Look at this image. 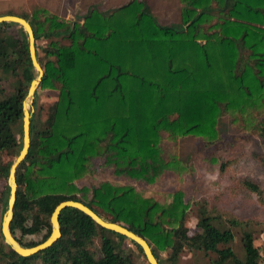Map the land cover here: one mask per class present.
Wrapping results in <instances>:
<instances>
[{
    "label": "trees",
    "instance_id": "obj_1",
    "mask_svg": "<svg viewBox=\"0 0 264 264\" xmlns=\"http://www.w3.org/2000/svg\"><path fill=\"white\" fill-rule=\"evenodd\" d=\"M179 3L178 30L158 24L144 0L108 12L89 8L78 23L40 8L29 16L5 14L24 19L32 30L42 69L34 97L39 89L57 92L44 129H35L30 117L29 147L15 170L9 232L21 247L43 242L52 210L71 200L142 238L158 264H175L172 256L185 251L213 255L209 264H264L247 224L206 201L197 203L196 231L188 234L180 192L163 205L128 185L75 186L95 160L113 176L153 184L178 168L174 158L161 156L162 133L210 145L224 115L247 127L258 115L255 131L264 146V0ZM3 75L14 85L10 92L0 86L1 212L8 170L21 148L22 102L36 75L24 31L9 22L0 23V80ZM256 159L264 164L263 157ZM226 166L220 164V174ZM232 182L264 209V187L248 177ZM58 225L60 238L28 257L12 252L0 234V264H133L121 246L126 241L141 253L74 208L60 211ZM236 233L240 257L231 248ZM34 235H40L36 242L21 240ZM161 253H167L164 260Z\"/></svg>",
    "mask_w": 264,
    "mask_h": 264
},
{
    "label": "rangeland",
    "instance_id": "obj_2",
    "mask_svg": "<svg viewBox=\"0 0 264 264\" xmlns=\"http://www.w3.org/2000/svg\"><path fill=\"white\" fill-rule=\"evenodd\" d=\"M123 3L125 2L117 3L116 0H0V16L5 14L29 16L32 11L40 8L59 19L78 23L90 6L108 12ZM152 9L160 14L161 7L158 3L152 6ZM177 10L178 7L163 11L164 15L171 16L170 23H163L164 26L176 30L182 27ZM149 11L153 13L151 9ZM156 15L155 18L161 24ZM60 42L66 44V41ZM13 85L14 79L3 75L0 86L4 91H12ZM56 101V90L48 89H39L35 97L33 94L31 102L28 98L24 99L25 108L30 112L35 129L45 128L46 121L53 116ZM254 116L257 117V121L251 127H247L246 122H232L228 115L222 116L217 123L218 139L210 145L197 137L170 139L162 133L159 142L161 156L165 161L174 158L178 161V168L174 172L160 176L153 184L113 176L109 169L99 166V160H95L94 168H90L83 178L77 180L75 186L78 188L97 186L102 182L119 186L128 185L141 196L152 198L163 205L170 203L173 193L180 192L182 202L188 207L184 220L188 234L196 231L197 203L206 201L208 208L245 222L247 229L254 235V243L261 248L264 257V209L258 204L255 196L235 191L232 182L239 177H248L264 187V164L256 159L257 156L264 158V146L255 131L259 116L256 114ZM221 163L227 164L222 174L219 173ZM3 213L0 209V223ZM15 236L20 238L18 233ZM39 239L40 235L21 238L22 242H36ZM121 246L133 264H147L143 255L127 241L122 242ZM231 248L237 256H241L238 233ZM212 256L210 254L204 256L198 251H185L172 257L176 259L175 264H209ZM166 257L167 253L159 254L161 260Z\"/></svg>",
    "mask_w": 264,
    "mask_h": 264
},
{
    "label": "water",
    "instance_id": "obj_3",
    "mask_svg": "<svg viewBox=\"0 0 264 264\" xmlns=\"http://www.w3.org/2000/svg\"><path fill=\"white\" fill-rule=\"evenodd\" d=\"M9 22L19 25L25 33L26 41H27V50L28 57L31 63L33 70L35 71V78L30 82L27 94L25 98L29 99L31 102L33 98L34 91L38 86L41 76L42 69L39 66L37 59L35 57L34 50V38L32 30L27 21L22 18L11 16V15H3L0 16V23ZM22 119H21V148L12 161L7 175L6 185L8 187V197L6 202V208L3 213L1 223H0V234L3 240V243L8 246V248L14 252L16 255L20 257H28L30 255H34L36 253L42 252L45 249L49 248L60 238V230L58 225V216L61 210L65 208H74L88 218H90L97 226L100 228L106 229L110 232L116 233L136 244L146 261L147 264H158L157 260L154 258L151 249L147 245V243L140 237L136 236L132 232L126 230L125 228L116 225L111 222H107L100 217H98L95 213L89 210L87 207L82 205L79 202H74L71 200H66L58 203L54 209L52 210L49 217V225H50V233L48 237L33 247L23 248L21 247L11 236L9 232V223L12 218V209L15 202V192H16V183H15V170L19 163L25 157L28 147H29V120H30V112L25 108L24 101L22 102Z\"/></svg>",
    "mask_w": 264,
    "mask_h": 264
},
{
    "label": "crops",
    "instance_id": "obj_4",
    "mask_svg": "<svg viewBox=\"0 0 264 264\" xmlns=\"http://www.w3.org/2000/svg\"><path fill=\"white\" fill-rule=\"evenodd\" d=\"M122 1H124L125 3H123V4H120L119 6H117V7H120V6H123V5H125L129 0H116V2L117 3H121ZM144 2H145V5H146V7H147V10H148V12L154 17V19L156 20V22L158 23V24H160L159 22H158V20L155 18V16L154 15H156V14H158V13H156L153 9H152V6H155L156 5V3H158V6H160L161 7V11H160V14H158V18H159V20H160V22H161V26H164V24H169L170 23V21H171V19H169L171 16H168V15H164L163 14V11H165V12H167L169 9H175L176 7H178L179 8V10H180V3H179V0H144ZM162 3V4H161ZM90 5H91V3H89ZM117 7H115V8H117ZM89 8H96V7H94V6H90ZM88 8V9H89ZM87 9V10H88ZM114 9V8H113ZM149 9H151V11L153 12V13H151L150 11H149ZM86 10V11H87ZM112 10V9H111ZM179 10H177L178 11V17H179V21H180V12H179ZM101 11V10H100ZM156 13V14H155ZM164 23V24H163ZM166 26V25H165ZM169 27V26H168Z\"/></svg>",
    "mask_w": 264,
    "mask_h": 264
}]
</instances>
